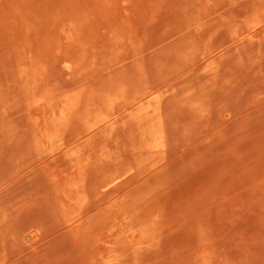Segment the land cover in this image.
Returning <instances> with one entry per match:
<instances>
[{"label":"rangeland","instance_id":"1","mask_svg":"<svg viewBox=\"0 0 264 264\" xmlns=\"http://www.w3.org/2000/svg\"><path fill=\"white\" fill-rule=\"evenodd\" d=\"M0 264H264V0H0Z\"/></svg>","mask_w":264,"mask_h":264},{"label":"bare ground","instance_id":"2","mask_svg":"<svg viewBox=\"0 0 264 264\" xmlns=\"http://www.w3.org/2000/svg\"><path fill=\"white\" fill-rule=\"evenodd\" d=\"M117 178V177H116ZM115 179V178H114ZM113 180V179H112Z\"/></svg>","mask_w":264,"mask_h":264}]
</instances>
